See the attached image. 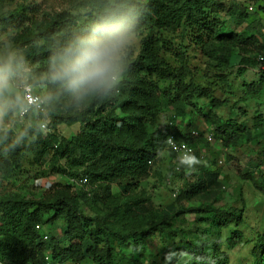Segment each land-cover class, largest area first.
<instances>
[{
	"label": "rangeland",
	"instance_id": "rangeland-1",
	"mask_svg": "<svg viewBox=\"0 0 264 264\" xmlns=\"http://www.w3.org/2000/svg\"><path fill=\"white\" fill-rule=\"evenodd\" d=\"M96 1L0 0V83L6 85L2 91L18 94L24 85L35 83L54 115L59 119L63 116L53 121L50 115L49 131L43 133L31 128L27 116L14 114L6 118L0 110V143L7 137L21 148L18 163L0 180V198L38 199L59 192L77 196L80 211L111 232L116 246L115 264H189L188 250L194 243L209 244L214 255L226 257L228 264H255V257L263 253L256 254L254 245L264 233V68L249 65L242 72L240 61L255 60L264 49V0H215L220 3L212 13L216 28L225 24V34L241 37L247 30L248 36H253L247 43L230 47L228 59L227 49L217 51L215 43L211 44L216 39L208 40L203 47L189 28L130 33L132 40L117 82L126 77L127 64L144 52V41L159 39L152 64L155 70L139 69L134 74L138 91L148 92L144 96L148 108L115 112L119 116H142V126L134 135L142 142L159 127L177 126L191 135L192 130L197 131L196 149L202 158L194 164L185 163L165 148L146 175L98 179L82 186L76 178L86 170L102 171L99 156L76 165L50 149L38 159L34 140L47 138V133L56 136V145L74 139L91 119L89 113L85 121L75 111L90 106L98 90L78 93L59 88L61 84L54 83L50 74L37 71L38 62L26 56L27 51L42 43L28 42L27 36L45 18L52 19L61 11L85 19ZM39 4L40 12L34 15L29 7ZM241 13L246 14L245 21H241ZM110 110L108 107L106 112ZM217 118L221 126L227 120L232 123V134L216 133ZM208 135L213 141L207 140ZM200 177L205 190L192 199H183L182 192ZM128 184L134 186L125 191ZM205 205L223 212L236 210V214L241 210L242 220L237 222L233 217L227 225L219 223L212 214L196 210ZM42 226L44 233L58 238L69 227L79 236L77 230L81 227L70 213L42 222ZM98 229L94 223L84 230L85 244H92V235ZM141 229L143 233L137 238L131 235ZM126 237L128 240L122 241ZM81 264L97 263L86 257Z\"/></svg>",
	"mask_w": 264,
	"mask_h": 264
},
{
	"label": "trees",
	"instance_id": "trees-1",
	"mask_svg": "<svg viewBox=\"0 0 264 264\" xmlns=\"http://www.w3.org/2000/svg\"><path fill=\"white\" fill-rule=\"evenodd\" d=\"M219 4L215 0H97L92 6V12H89V15L83 20H79L77 16L67 11L54 14L52 19L51 17L45 18L42 23L38 24L37 30H33L32 34L27 36L28 42L40 41L42 43L37 48L27 51L26 56L38 62L37 71L50 74L54 83L62 85L59 88L70 91L71 89L65 81L54 79L56 70L68 55L69 47L94 33L98 35L99 32H96L98 26L120 22L129 33L155 28L165 31L189 28L194 33L197 44L203 47L208 43V40L216 39L211 41V44L215 43L217 51L227 49L228 54L225 58L228 59L230 47H238L240 43H247L250 41L248 37L253 36H248L250 31L247 30L241 37L233 36L232 33L225 34L227 31L225 24H220L216 28L212 13ZM40 7V4L36 8L31 6L29 7L30 12L36 15L40 12ZM245 19L246 14L241 13V21H245ZM18 25L15 24V26ZM60 37H64L65 40H60ZM158 42V38L146 39L144 52L137 60L127 64V74L124 80L98 90V94L96 93L90 106L81 112L75 111V114L82 116L83 120L86 119L88 113L91 115V119L85 120V128L74 139L64 140L56 145V136L47 133V138L34 140L37 158L41 159L50 149L61 156L69 157L71 162L76 165L84 164L99 156L101 172L96 171L97 168L86 170L76 178L80 179V185L83 186L98 179L109 180L128 175L139 177L146 175L152 163L167 148V138L171 133L196 147L195 136L190 132H185L181 127L176 128L177 126L173 129L170 126L155 128L148 134L145 142H142L141 139L134 137L142 126V116L134 113L119 116L115 112V109L129 112L134 111L132 109L137 111L148 108L144 97L148 92L138 91L139 86L135 83L134 74L139 69L155 70L152 64L155 50L159 46ZM263 54L264 49L256 54L255 60L244 61L245 58L241 59V71L244 72L249 65L259 64L258 57ZM261 79L264 80V73ZM40 92L44 96V93ZM94 103L97 107L92 106ZM23 104L21 91L18 94L10 95L0 91V110L3 111L4 117L9 118L14 114H19ZM45 105V114L31 110L26 115L33 124L31 128L43 133L45 132L41 129L40 119H45L48 126L51 123L50 115L53 116V121L59 119L50 110L46 99ZM108 107L111 108L109 113L106 112ZM61 118L63 116H60ZM220 121V118L214 120L216 133L229 131L232 134V123L227 120L221 126L217 124ZM4 140L0 143V180L11 173L13 165L18 163L21 153V148L14 146L7 137ZM55 145L56 148H54ZM198 157L202 158L197 153L196 160H199ZM84 178H86L85 182H83ZM133 186V184H128L124 190L129 191ZM205 187L206 184L200 177L199 182L182 192L181 196L183 199H192L202 193ZM138 204L139 201L135 200L134 205L138 206ZM196 210L212 214L215 220L217 219L224 225H227L233 217L237 222L242 220L241 210L238 211V214H236V210L223 212L210 205ZM65 213L72 214L79 227L81 226L77 230L79 236H76L74 229L72 230L70 227L66 228L59 238L43 232L42 222H48ZM51 214L54 216L46 220V217ZM94 223L99 229L92 235V244L87 245L84 243V230ZM37 225H40L41 229H37ZM142 231V229L141 231L136 230L131 235L137 238ZM46 234L47 238H45ZM111 235V232L107 231V226L95 218L85 216L80 211L77 196L72 197L64 192H59L51 197L44 196L38 199L0 198V264H81L86 257H91V260L97 264H115L116 246L112 244ZM126 240H128L127 237L122 241ZM208 245L192 244L188 250L190 251L189 264H228L226 257H217L214 255L213 248ZM254 248L256 254L263 253L261 257H255L257 259L255 264H264V233L257 238Z\"/></svg>",
	"mask_w": 264,
	"mask_h": 264
},
{
	"label": "clouds",
	"instance_id": "clouds-1",
	"mask_svg": "<svg viewBox=\"0 0 264 264\" xmlns=\"http://www.w3.org/2000/svg\"><path fill=\"white\" fill-rule=\"evenodd\" d=\"M96 32L99 34L94 33L70 46L64 62L55 72L54 79L65 81L74 92L101 90L118 80L131 34L120 22L98 26ZM5 86L0 83V91ZM184 162L198 161L191 156Z\"/></svg>",
	"mask_w": 264,
	"mask_h": 264
},
{
	"label": "built area",
	"instance_id": "built-area-1",
	"mask_svg": "<svg viewBox=\"0 0 264 264\" xmlns=\"http://www.w3.org/2000/svg\"><path fill=\"white\" fill-rule=\"evenodd\" d=\"M259 65L264 68V54L258 57ZM21 93L23 96L24 104L22 105L19 114L26 116L31 110H35L41 113L46 112L45 99L43 94L39 91L36 85L26 84L22 87ZM40 126L44 132L49 131L48 123L45 119H40ZM192 134H197V131L192 130ZM207 140L213 141V136L208 135ZM167 148L177 153L183 160L187 157L194 156L196 158L197 149L190 145L187 141L178 138L174 133H171L167 138ZM86 181L84 178L83 182ZM37 229H41L40 225L36 226ZM47 234L45 238H47Z\"/></svg>",
	"mask_w": 264,
	"mask_h": 264
}]
</instances>
